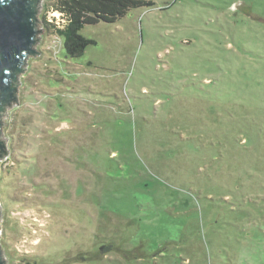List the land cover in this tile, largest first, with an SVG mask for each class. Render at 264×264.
Listing matches in <instances>:
<instances>
[{
    "label": "rangeland",
    "instance_id": "1",
    "mask_svg": "<svg viewBox=\"0 0 264 264\" xmlns=\"http://www.w3.org/2000/svg\"><path fill=\"white\" fill-rule=\"evenodd\" d=\"M151 1L68 57L41 0L2 129L6 264H264V0Z\"/></svg>",
    "mask_w": 264,
    "mask_h": 264
},
{
    "label": "water",
    "instance_id": "2",
    "mask_svg": "<svg viewBox=\"0 0 264 264\" xmlns=\"http://www.w3.org/2000/svg\"><path fill=\"white\" fill-rule=\"evenodd\" d=\"M40 4L41 0H0V159L6 158L8 151L2 134L8 118L5 108L19 104L20 74L28 58L39 54L34 46L40 41L37 34L43 32L38 17ZM0 264H6L1 245Z\"/></svg>",
    "mask_w": 264,
    "mask_h": 264
},
{
    "label": "trees",
    "instance_id": "3",
    "mask_svg": "<svg viewBox=\"0 0 264 264\" xmlns=\"http://www.w3.org/2000/svg\"><path fill=\"white\" fill-rule=\"evenodd\" d=\"M50 9L60 12V23L53 24L56 36L68 57L80 56L94 42L80 32L85 24L116 21L129 9L152 6L151 0H47ZM44 17V15H43ZM58 138V137H56Z\"/></svg>",
    "mask_w": 264,
    "mask_h": 264
}]
</instances>
